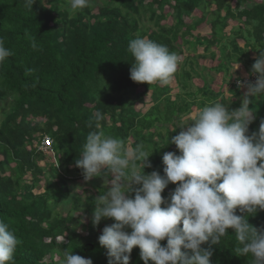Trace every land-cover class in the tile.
<instances>
[{"label": "trees", "instance_id": "16d2710c", "mask_svg": "<svg viewBox=\"0 0 264 264\" xmlns=\"http://www.w3.org/2000/svg\"><path fill=\"white\" fill-rule=\"evenodd\" d=\"M98 1L90 0L89 7L71 14L66 0H36L32 8L24 0H0V39L12 52L0 64V220L20 241L11 264H61L66 250L93 264H107L98 237L113 221L103 219L94 226L92 212L95 198L107 191L100 181L112 177L86 181L77 195L68 189V183L84 178L75 161L88 133L97 131L96 113L104 117L99 130L105 135L120 139L128 149L144 146L151 164L145 173L163 175L164 153L177 151L168 139L180 132L178 125L190 123L215 102L239 108L246 89L233 82L225 89L229 65L240 64L249 75L246 67L264 50V0ZM202 24L208 32L194 34ZM135 38L182 55L172 76L178 88L174 96L168 84L130 79L134 58L128 44ZM199 46L202 54L183 56L185 49ZM205 54L215 65H198ZM146 96L150 107L140 112L135 105ZM250 110L255 119L249 134L264 119V96L255 98ZM44 136L52 140L50 153L37 149ZM174 188L169 184L162 196ZM62 202L70 205L65 214L59 209ZM248 220L264 229V210ZM209 246L211 264H250L251 257L237 254L231 229L219 244L203 245ZM139 251L133 248L130 264H144Z\"/></svg>", "mask_w": 264, "mask_h": 264}, {"label": "clouds", "instance_id": "9594fccd", "mask_svg": "<svg viewBox=\"0 0 264 264\" xmlns=\"http://www.w3.org/2000/svg\"><path fill=\"white\" fill-rule=\"evenodd\" d=\"M35 2L24 0L27 8ZM66 3L71 14L90 6V0ZM32 47H37L34 39ZM128 51L134 58L133 82L166 85L177 71L178 56L165 45L135 38ZM11 55L0 39V64ZM243 76L237 80V87L246 89L239 108L215 102L200 109L190 123L178 125L180 132L168 139L177 151L164 153L163 175L145 173L151 164L144 146L128 149L120 139L105 135L99 130L104 117L96 113L97 131L88 133L75 165L86 181L112 177L104 179L107 191L95 198L92 212L94 226L103 219L113 221L98 237L107 264H130L137 246L144 264H211L213 251L203 245L219 244L229 229L239 244L237 254L251 257L250 264H264V229L248 220L264 210V119L249 134L255 119L250 105L264 96V50ZM169 184L175 188L164 197ZM19 243L9 224L0 220V264H11ZM61 264L93 261L66 250Z\"/></svg>", "mask_w": 264, "mask_h": 264}, {"label": "rangeland", "instance_id": "374dc122", "mask_svg": "<svg viewBox=\"0 0 264 264\" xmlns=\"http://www.w3.org/2000/svg\"><path fill=\"white\" fill-rule=\"evenodd\" d=\"M98 2H100V0L98 1ZM145 24L146 25H148L149 23L148 22H146L145 21ZM170 24V23H169ZM208 27L206 28L205 27V25H197L196 26V28L192 31L194 34H201V35H203V34H205V33H207L208 31ZM213 49V48H212ZM203 50H202V47L201 46H199L197 49H195V51H191L190 49H188V50H186L185 49V52L183 53V56H185V55H193L194 54V56H195V54H202L203 52H202ZM249 53V56H250V58H253L255 55L253 54V53H251V52H248ZM209 55L208 54H205V59H201V58H199L198 59V65H206V66H211V65H215V61H212V62H209ZM181 59H182V55L180 56V57H178V61H181ZM251 67L252 66H250V65H248L247 67H246V71L247 72H250V70H251ZM209 73H210V76H212V77H214V79H216L217 78V74L215 73V71H208ZM228 75H230V77H225V81H228V86H226L225 87V89H227L228 87H230V86H232L231 84H232V82L234 83V85H237V80L241 77V78H243V79H246L243 75H245L244 73H245V71H243V68L240 66V64H234V65H232V66H230L229 65V68H228ZM231 75H233V81H231ZM239 77V78H238ZM242 79V80H243ZM254 79H255V77H254ZM194 82H195V84H197V85H201V81H199V80H196L195 81V79H194ZM168 85H169V87L171 88V90H169V95H171V96H174L175 95V93L177 92L178 93V88H176V86H175V82H174V78L172 77L171 79H170V81H169V83H168ZM192 89H194V86H192L191 87ZM149 99H148V96H146V97H144V102L143 103H141V104H136L135 105V108L136 109H139L140 110V112H142V111H146L149 107H150V104H149ZM2 107H4V103L2 104ZM194 109V108H193ZM1 110H3V109H1ZM194 113H196V110H194V112H192L190 115H189V118H193V116H194ZM3 117V114H2V112H0V119ZM183 123H187V122H183ZM38 147H39V143L37 144V149H38ZM48 151H50V150H47V152ZM48 153H50V152H48ZM50 160V159H49ZM48 160V161H49ZM105 181H107V180H105ZM86 183V180L84 179V178H82V179H78L76 182H74V183H68V189L71 191V193H75L76 195L78 194V191H79V189L80 188H82V187H84L85 185H87V184H85ZM100 183H102V184H104V185H106L107 186V183H104V180H101L100 181ZM35 191H38V190H35ZM40 191V190H39ZM69 207H70V205H68V204H65V202H62V206L59 208L60 209V211H62V213L63 214H65L67 211H68V209H69ZM80 222H82V223H85V219H83V218H81L80 219Z\"/></svg>", "mask_w": 264, "mask_h": 264}, {"label": "built area", "instance_id": "2783aa9c", "mask_svg": "<svg viewBox=\"0 0 264 264\" xmlns=\"http://www.w3.org/2000/svg\"><path fill=\"white\" fill-rule=\"evenodd\" d=\"M256 79V77H255ZM254 76L250 78V81L254 82L255 81ZM39 151L46 152L47 150H52V140L49 137L44 136L39 143L38 147Z\"/></svg>", "mask_w": 264, "mask_h": 264}]
</instances>
